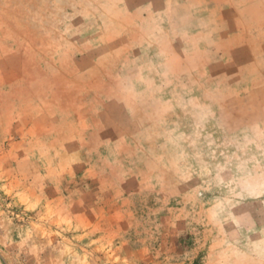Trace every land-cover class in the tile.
<instances>
[{
    "label": "rangeland",
    "instance_id": "1",
    "mask_svg": "<svg viewBox=\"0 0 264 264\" xmlns=\"http://www.w3.org/2000/svg\"><path fill=\"white\" fill-rule=\"evenodd\" d=\"M0 264H264V0H0Z\"/></svg>",
    "mask_w": 264,
    "mask_h": 264
}]
</instances>
